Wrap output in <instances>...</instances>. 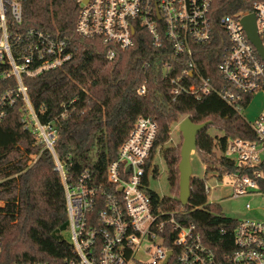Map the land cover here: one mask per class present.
Listing matches in <instances>:
<instances>
[{"label": "trees", "instance_id": "1", "mask_svg": "<svg viewBox=\"0 0 264 264\" xmlns=\"http://www.w3.org/2000/svg\"><path fill=\"white\" fill-rule=\"evenodd\" d=\"M23 8L22 30L49 33L51 38L68 42L73 53L72 60L62 67L25 79L40 122L56 132L54 151L69 186H76L86 172L97 183H105L108 165L118 158L120 146L139 117L153 118L158 125L147 166V173L151 168L155 179L160 175L159 150L170 142L173 125L185 118L195 124L212 122L197 137V154L206 165V175L217 173L221 180L225 173L240 171L222 154L229 139L255 141L242 115L216 93L200 100L186 94L173 99L171 80L191 70L187 55L175 56L166 42L155 47L146 31L135 25V46L119 50L110 61L100 42L77 34L79 8L74 0H26ZM248 9L246 0L217 1L219 17ZM223 40L224 35L218 34L210 45H193L195 70L184 76L183 84L200 86L201 80L207 79L215 89L224 86L218 69ZM252 100L251 95L244 97L240 102L243 110ZM23 119L19 104L0 127L1 262L63 264L73 258L74 251L66 238L69 222L63 180L52 152L26 129ZM162 158L172 195L160 197L151 191L154 204L184 212L179 219L185 225L195 224L210 248L220 252L230 249L238 221L208 203L206 178H192L191 197L183 207L179 201L180 145L163 150ZM99 211L98 207L95 212ZM222 229L228 232L226 237Z\"/></svg>", "mask_w": 264, "mask_h": 264}, {"label": "built area", "instance_id": "2", "mask_svg": "<svg viewBox=\"0 0 264 264\" xmlns=\"http://www.w3.org/2000/svg\"><path fill=\"white\" fill-rule=\"evenodd\" d=\"M25 1L0 0V127L10 110L22 104L26 129L55 157L65 188L69 242L74 250L73 258L63 264H264V221L237 220L230 249L220 252L203 242L195 224L185 225L179 219L184 212L154 204L149 194L152 169L147 173L158 137L153 118L137 119L118 158L108 165L105 183H97L86 172L76 186L67 184L54 151L56 132L40 122L25 79L62 67L73 53L68 42L51 38L49 33L22 30ZM217 1L74 0L79 8L76 32L85 40L100 42L112 61L119 50L135 46L137 25L155 47L166 42L175 56L189 58L191 70L171 80L174 100L183 94L200 100L216 93L241 114L244 97L264 94V60L243 25L247 16L255 17L264 48V0H246L248 10L220 17ZM218 34L224 35L218 67L224 86L215 89L207 79L200 86H186L184 76L192 74L196 65L193 45H210ZM246 121L255 141L229 139L222 154L240 170L225 173L221 179L231 181L233 199L264 196V113ZM211 189L206 184L208 194ZM246 208L251 207L247 204ZM221 233L226 237L228 232L222 229ZM1 254L0 242L3 264Z\"/></svg>", "mask_w": 264, "mask_h": 264}, {"label": "rangeland", "instance_id": "3", "mask_svg": "<svg viewBox=\"0 0 264 264\" xmlns=\"http://www.w3.org/2000/svg\"><path fill=\"white\" fill-rule=\"evenodd\" d=\"M262 113H264V94L258 93L249 107L244 110L241 115L245 120L252 121ZM185 119H181L180 122L173 125L170 142L159 150V155L156 157V162L159 166V177L155 179L152 174L150 175V189L156 192L160 197H171L172 195L168 182V171L162 158V152L169 147H177L179 145L181 150L183 138L179 132V125ZM211 133L216 135L214 130H212ZM34 161H36V158ZM191 165L192 177L199 179L206 178L208 188H212L208 194V203L218 208L223 215L234 220L264 219V196L233 199L232 189L228 186L231 184V181L229 179L220 181L217 178V173H209L206 175V165L201 161L197 152L193 153L191 156ZM247 204L250 205V209L246 208ZM3 207L4 203L0 202V211ZM66 238L69 239V235H66Z\"/></svg>", "mask_w": 264, "mask_h": 264}, {"label": "water", "instance_id": "4", "mask_svg": "<svg viewBox=\"0 0 264 264\" xmlns=\"http://www.w3.org/2000/svg\"><path fill=\"white\" fill-rule=\"evenodd\" d=\"M243 25L247 32L248 38L256 46L260 56L264 60V48L259 38L256 29V20L253 15L247 16L243 20ZM212 122L203 124H195L190 118H186L179 125V132L183 138L182 147L180 150L179 162V201L183 207H186L191 197V180H192V165L191 156L197 152V137L200 132L206 129Z\"/></svg>", "mask_w": 264, "mask_h": 264}, {"label": "crops", "instance_id": "5", "mask_svg": "<svg viewBox=\"0 0 264 264\" xmlns=\"http://www.w3.org/2000/svg\"><path fill=\"white\" fill-rule=\"evenodd\" d=\"M258 221H264V219H262V220H258Z\"/></svg>", "mask_w": 264, "mask_h": 264}]
</instances>
